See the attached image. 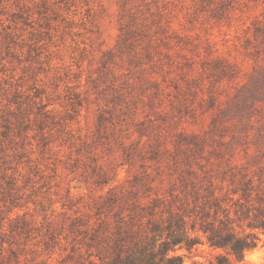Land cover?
I'll use <instances>...</instances> for the list:
<instances>
[{
  "label": "rangeland",
  "instance_id": "obj_1",
  "mask_svg": "<svg viewBox=\"0 0 264 264\" xmlns=\"http://www.w3.org/2000/svg\"><path fill=\"white\" fill-rule=\"evenodd\" d=\"M263 216L264 0H0V264H264Z\"/></svg>",
  "mask_w": 264,
  "mask_h": 264
},
{
  "label": "trees",
  "instance_id": "obj_2",
  "mask_svg": "<svg viewBox=\"0 0 264 264\" xmlns=\"http://www.w3.org/2000/svg\"><path fill=\"white\" fill-rule=\"evenodd\" d=\"M249 185V182L245 183ZM247 189L243 190L241 197L247 200ZM237 214V212H234ZM228 220L229 217L226 216ZM217 220V218H214ZM225 220L218 219L219 225L216 226L214 223H208L201 226L202 233L206 236L207 242L204 244L198 238H190L189 242L186 243V249L189 253L200 252V247L206 245L207 248L221 251L218 253L212 261L208 264H241L243 261V253L246 249L256 246V240H258L255 234L238 235L235 230L225 225ZM251 228L252 224H248ZM256 229H259L264 234V216L259 217L257 222L254 224ZM169 247L165 248L164 252L161 253V257L156 261V256L150 254L140 258L137 263L134 264H182V259L179 255H168ZM112 264H120L117 260V256L112 259ZM133 264V263H127ZM192 264H204L203 262L192 260Z\"/></svg>",
  "mask_w": 264,
  "mask_h": 264
}]
</instances>
